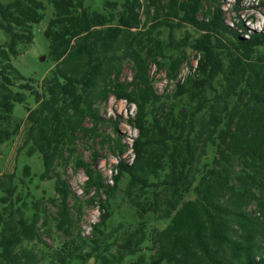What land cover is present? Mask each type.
I'll return each mask as SVG.
<instances>
[{"label": "trees", "instance_id": "obj_1", "mask_svg": "<svg viewBox=\"0 0 264 264\" xmlns=\"http://www.w3.org/2000/svg\"><path fill=\"white\" fill-rule=\"evenodd\" d=\"M51 2L45 35L56 63L39 91L13 58L32 42L44 4L0 1V150L18 129L16 104L25 105L18 151L41 156L40 178L54 180L55 189L46 201L35 197L26 165L18 191L15 173L0 168V264H41L35 243L46 245L43 234L57 241L50 249L58 260L49 264H264V29L230 24L220 0H124L121 8L106 0L105 12L85 0ZM185 26L197 34L176 38ZM187 47L198 63L181 81ZM127 61L133 74L122 79ZM152 63L175 81L172 91L158 92ZM112 95L136 107L128 117L138 130L132 146L102 134L99 104ZM99 141H113L121 154L108 181ZM81 144L91 149L89 160ZM129 147L132 162L123 157ZM70 165L86 174V201L58 169ZM126 176L123 191L138 221L110 231L108 200ZM85 202L97 203L100 220L83 235ZM160 220L169 223L159 227ZM53 224L63 240L51 234Z\"/></svg>", "mask_w": 264, "mask_h": 264}, {"label": "rangeland", "instance_id": "obj_2", "mask_svg": "<svg viewBox=\"0 0 264 264\" xmlns=\"http://www.w3.org/2000/svg\"><path fill=\"white\" fill-rule=\"evenodd\" d=\"M4 4H7L13 0H0ZM44 4L43 18L39 23L33 25V40L27 46H22L21 52L18 56L13 58L14 65L22 73V75L27 79H32L35 89L42 91L43 78L49 75L51 70L55 66V60L50 53V41L45 35V29L48 26L49 21L54 15V8L51 0H41ZM119 3V7L124 0H113ZM223 4V9L225 12V18L230 24L233 22H244L250 30H262L264 29V0H220ZM85 6L89 7L91 10L97 12L106 11V0H85ZM201 18V15H199ZM197 34L196 30L191 26H185L175 31V37L178 39L183 38L187 33ZM248 34H246L247 36ZM161 37L168 41L170 39V31L168 28H163V33ZM5 34L0 31V42L5 40ZM186 58L180 67L179 73L185 76L191 71L192 63L196 61L198 53L189 47L185 49ZM133 74L132 64L130 61L125 62V66L122 72V79H131ZM151 74L154 77L155 86L159 93L164 91H172L175 86L174 80H169L166 70L159 69L156 64L151 65ZM30 106H34V101L32 98L29 99ZM99 109L101 115L106 119V122L102 124L101 131L107 138L121 139L122 142H128L130 144L132 139L138 135V130L130 124L128 117L134 115L136 107L134 104L128 103L126 100L117 99L112 95L106 101L99 104ZM27 110L25 105L16 104L13 113V125L12 128L18 129L13 136V138L5 142L0 150V168L3 172H14L16 175V182L18 183V191L21 189L19 184L20 179L24 178V167L29 165L31 167V177L24 178L30 191L37 198H47L55 194L54 180L40 178V174L44 170L43 160L39 154L33 156H28L26 149L18 151L19 146L22 144V138L25 131V118ZM118 122V131L115 128L114 122ZM87 124H89L87 122ZM97 140H100L97 139ZM113 143V141H112ZM104 143L102 145L101 141L96 144L99 149L101 157L99 159V168L107 181L111 178L112 173H115V164L121 156L113 144ZM91 144V143H89ZM209 152H213L212 148H208ZM85 159L89 160L91 149L84 144H81L78 148ZM126 157L130 158L133 153L130 147L125 150ZM63 177L70 183L73 191L81 197L84 201L88 199V195L83 192V186L86 180V174L83 169H74L73 166H67L58 168ZM129 178L126 176L120 183V188L117 191V195L114 198H109V204L111 206V218L109 221V230L118 229L119 232L126 229L130 222L138 221L136 212L134 208L129 204L124 189L128 183ZM111 184V182H108ZM3 192L0 191V198ZM105 198L106 195H103ZM195 193L190 192L186 195L185 200L189 201L194 199ZM3 208V203L0 201V210ZM252 209L255 205L251 206ZM155 217L151 216V220L154 221ZM100 220V210L97 203L89 204L84 203L83 213L79 221V226L82 230L83 235L91 233L92 224ZM159 227H164L168 220L156 221ZM53 230L51 234L57 237L58 240H63V236L55 231V226L51 227ZM43 239L46 241V245L35 243V247L41 257V264H49L51 261H57L58 256L55 253L57 249V241H53L48 234H43ZM76 264H82L81 262H76ZM84 264H101L95 262L94 259H90Z\"/></svg>", "mask_w": 264, "mask_h": 264}, {"label": "built area", "instance_id": "obj_3", "mask_svg": "<svg viewBox=\"0 0 264 264\" xmlns=\"http://www.w3.org/2000/svg\"><path fill=\"white\" fill-rule=\"evenodd\" d=\"M197 63H198V58H196V61L194 62V64L192 63L193 68H191V71H190V72L195 71V68H196V66H197ZM190 72H189V73H190ZM186 75H187V74H186ZM186 75H185V76H186ZM185 76H183L182 74L179 73V75H178V79H180L181 81H183V80L185 79ZM171 81H172V80H171ZM121 100H124V99H121ZM133 140H134V138L132 139V142H133ZM132 142L129 144L130 146H132ZM130 149H131V151L133 152V149H132V148H130ZM123 157L125 158V157H126V154H124ZM133 158H134V154H133L132 157H130V158H126V160L129 161V162H132V161H133ZM117 162H118V160H117Z\"/></svg>", "mask_w": 264, "mask_h": 264}]
</instances>
